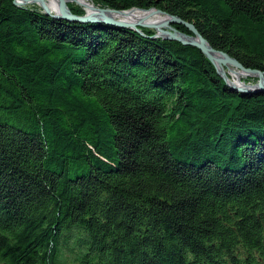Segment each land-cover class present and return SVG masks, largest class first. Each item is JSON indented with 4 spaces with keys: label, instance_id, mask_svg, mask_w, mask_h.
<instances>
[{
    "label": "trees",
    "instance_id": "obj_1",
    "mask_svg": "<svg viewBox=\"0 0 264 264\" xmlns=\"http://www.w3.org/2000/svg\"><path fill=\"white\" fill-rule=\"evenodd\" d=\"M94 2L264 71V0ZM140 29L0 0V264H264V92Z\"/></svg>",
    "mask_w": 264,
    "mask_h": 264
},
{
    "label": "water",
    "instance_id": "obj_2",
    "mask_svg": "<svg viewBox=\"0 0 264 264\" xmlns=\"http://www.w3.org/2000/svg\"><path fill=\"white\" fill-rule=\"evenodd\" d=\"M41 2H42L41 6L43 7L44 12L47 15H50L56 19H64L70 22L104 23L119 27H127V28H132L143 35L145 34L141 31L140 27L154 28L156 30V33L152 35V38L161 37L164 39L177 40L185 45H192L199 48L205 54V56L213 63L218 73L224 78V80L232 89L242 93L264 92V71L246 67L239 60L230 56L227 52L214 48L192 23L185 21L178 16L170 15L161 9H157V8L144 9L139 7H132L129 10H123V9H115L109 7H99L101 9V12L104 13V15L89 13L87 11L84 15H78L72 12L68 4L70 2H74L81 5L79 0H58L57 3L58 13L53 14L46 5V3L44 1ZM14 3L18 6H25L30 2L27 0L26 1L14 0ZM133 9H137L141 11L154 10L157 13L166 15L167 19L160 23L159 22L149 23L145 21L128 22L109 16L110 13H120V12L124 13ZM175 24L186 26L192 32V34L180 31L174 26ZM220 64L222 65L232 64L237 69L241 70L244 76L258 78L259 82L255 85H247L244 82L242 83V85L234 84L232 83L228 74H226L223 69L219 68Z\"/></svg>",
    "mask_w": 264,
    "mask_h": 264
},
{
    "label": "bare ground",
    "instance_id": "obj_3",
    "mask_svg": "<svg viewBox=\"0 0 264 264\" xmlns=\"http://www.w3.org/2000/svg\"><path fill=\"white\" fill-rule=\"evenodd\" d=\"M26 1V0H25ZM30 3H38L41 5V1H44L50 11L53 14L58 13V0H27ZM81 6L84 7V9L89 12V13H96L100 15H104V13L101 12V9L99 7H96L93 4L92 0H79ZM109 16H112L116 19H121L124 21L128 22H140V21H145L149 23H157V22H162L167 19V16L164 14L157 13L154 10H149V11H141L137 9H133L127 12H120V13H110ZM220 69H223L226 74L232 75V83L237 84V85H242L243 80L242 77H245L243 72L239 69H237L235 66L232 64H227V65H222L220 64L219 66Z\"/></svg>",
    "mask_w": 264,
    "mask_h": 264
},
{
    "label": "rangeland",
    "instance_id": "obj_4",
    "mask_svg": "<svg viewBox=\"0 0 264 264\" xmlns=\"http://www.w3.org/2000/svg\"><path fill=\"white\" fill-rule=\"evenodd\" d=\"M93 1V4L96 6V7H106V6H100V5H98V4H96L95 2H94V0H92ZM72 3H74V2H72ZM75 4H77V3H75ZM34 6V5H37V6H39L40 8H42V10L44 11V9H43V7L41 6V5H39L38 3H28V4H26L25 6ZM69 5V4H68ZM77 5H79V4H77ZM79 6H81V5H79ZM83 9H84V7L83 6H81ZM85 10V9H84ZM85 12H86V10H85ZM140 28H143V27H140ZM144 28H149V29H152V30H154V31H156L154 28H151V27H144ZM229 77H230V79H232V75H229ZM247 78H252L250 81H248V79ZM242 80H243V82L245 83V84H247V85H255V84H257L258 82H259V79L258 78H254V77H250V76H245V77H242ZM232 81V80H231Z\"/></svg>",
    "mask_w": 264,
    "mask_h": 264
}]
</instances>
